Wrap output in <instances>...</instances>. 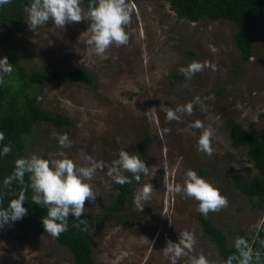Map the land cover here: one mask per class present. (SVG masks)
I'll return each instance as SVG.
<instances>
[{"label":"rangeland","instance_id":"rangeland-1","mask_svg":"<svg viewBox=\"0 0 264 264\" xmlns=\"http://www.w3.org/2000/svg\"><path fill=\"white\" fill-rule=\"evenodd\" d=\"M134 4L132 23L127 26L129 43L112 46L107 59L85 45L89 21L70 23L58 29L51 20L36 33L25 21L26 6L18 22L0 24V58L7 57L25 71L62 72L75 68L88 71L91 82L69 81L45 75L37 83L39 106L68 119L62 127L41 122L34 126L21 158L35 153L46 159L63 151L77 166H87L86 157L105 162L117 158L124 148L138 155L149 175L132 182L130 194L119 212L106 211L115 183L107 167L91 181L95 202H85V216L104 211L107 216L87 231L91 257L97 264H171L162 249L167 240L178 242L179 233H194L196 244L189 255L203 253L211 264H221L213 243L208 240L198 217L227 234L232 244L242 231L254 238L259 212L255 198L250 204L230 182L239 170L250 178L256 171L245 147L230 143L226 124L232 120L243 129L264 134V9L251 34V52L239 58L234 43L236 25L225 19L178 18L168 0H130ZM31 4V3H30ZM87 11L86 8L81 5ZM193 60L208 61L214 69L197 73L191 80L180 72ZM12 66V65H11ZM177 75V76H174ZM7 80L14 79L5 75ZM6 80V79H5ZM191 116L169 122V108L192 102ZM200 120L213 131V155L197 150L201 129L191 124ZM53 133H66L72 146L61 149ZM142 140L146 141L145 146ZM11 162L18 159L14 152ZM167 164L164 170L163 165ZM218 188L229 205L207 216L196 209L198 202L166 191L169 183L183 184L189 170ZM153 186L152 198L139 212L134 194L144 184ZM110 198V199H109ZM182 257L177 264H187ZM0 264H73L71 253L47 233L26 229L14 222L0 227Z\"/></svg>","mask_w":264,"mask_h":264},{"label":"clouds","instance_id":"clouds-1","mask_svg":"<svg viewBox=\"0 0 264 264\" xmlns=\"http://www.w3.org/2000/svg\"><path fill=\"white\" fill-rule=\"evenodd\" d=\"M11 0H0V6L10 4ZM82 0H32L27 8V18L25 19L29 30L36 33L41 26L47 25L49 20L58 29H64L67 24L89 21L88 36L85 45L91 47L93 52L102 59H107L106 52L113 45L116 47L126 46L129 43L127 26L132 23V16L135 5L130 0H90L87 11L82 8ZM214 66L208 61L193 60L185 67L180 68V72L186 79L191 80L197 73ZM13 68L7 57L0 58V83H3L4 75H11ZM203 104L199 97H195L192 102L178 105L175 109L169 108L166 119L180 121L182 115L191 116L194 106ZM194 129H201L197 141V150L207 156L213 155L212 138L213 131L206 128L204 123L196 120L191 124ZM61 149L72 146L68 135L53 133ZM5 140V134L0 132V143ZM12 152L10 144H4L0 148V157H7ZM57 158L46 159L38 154H31L27 158H18L14 161V168L8 177L3 180V187L11 191L16 198L9 201L7 208H0V227L22 219L28 212L23 205L26 202L27 187L25 185V175L30 181L29 187L32 190V203L45 207L47 214L42 218V224L46 233L52 237H59L68 230V219L74 217L73 226L81 231L87 232L89 225L87 220L82 219L85 213V202H95L97 194L92 185L86 181H91L97 171H103L107 167V175L119 185L130 184L132 181L124 175L130 173L137 182L141 179V174L148 176L149 167L138 155L130 154L124 148L118 152V156L111 164L96 160L91 156L86 157L87 166H77L67 154L60 151ZM164 170L167 164L163 165ZM17 182L20 189L12 185ZM154 189L152 184L146 183L134 194V206L142 212L144 206L152 198ZM166 191L171 194H178L182 198H192L198 202L197 211L207 216L210 212H219L228 207L229 201L223 196L219 189L210 182L199 176L195 170L189 169L183 184L169 183ZM2 202V201H0ZM196 239L194 233L183 231L179 233L178 242L167 240L166 246L161 250L164 257L169 259L171 264H177L182 257H188L187 264H211L203 254H189L194 251ZM238 256L230 257L226 264H233L237 260L238 264H252L253 258L260 260V252H253L252 247L244 237H238L234 242Z\"/></svg>","mask_w":264,"mask_h":264},{"label":"trees","instance_id":"trees-1","mask_svg":"<svg viewBox=\"0 0 264 264\" xmlns=\"http://www.w3.org/2000/svg\"><path fill=\"white\" fill-rule=\"evenodd\" d=\"M32 0H11L10 4L0 6V24L18 22L22 14V9ZM90 0H82L84 8H88ZM169 8L178 18H185L189 21H197L200 18L225 19L236 25L234 33V43L241 60H246L251 52V34L257 18L264 9V0H168ZM13 71L12 81L7 80L4 75V82L0 83V132L5 134V140L0 143V148L4 144H10L12 152L19 158L22 157L25 143L31 135L36 124L45 122L55 127H62L68 124V119L58 113H51L41 108L37 102L36 87L37 83L45 75L56 79H67L69 81H82L90 83L91 77L83 68H75L64 74L62 72L28 70L15 63H11ZM177 76V75H174ZM6 79V80H5ZM226 129L232 146H242L246 149V154L252 167L255 169V175L245 178L241 171H235L230 182L234 189L249 197L250 204L252 198L258 208H264V134H254L243 129L239 124L228 120ZM146 141L142 140L145 146ZM10 154L7 157H0V208H7L11 199L15 195L3 187V180L11 175L14 164L10 160ZM30 181L28 175H25V185L27 187L26 202L24 207L28 209L27 214L14 223L34 231L45 232L42 218L46 216L47 209L32 203L33 195L29 187ZM131 184L119 185L113 183L109 197L110 201L106 205V211L119 212L130 194ZM13 188L20 189V185L14 182ZM104 211L94 216L82 215V219L87 220L89 228H93L98 222L102 221L107 215ZM205 237L210 240L219 256L221 264H226L230 257L238 256L234 247V242L228 244L227 234L220 229L215 228L205 217H198ZM78 223L71 215L68 219V230L59 237H53L55 241L64 246L71 253L73 264H97L91 257V245L86 237L87 232L77 229L73 225ZM264 213L254 238L249 241L242 231L237 233L238 237H244L253 252H260L264 256ZM48 234V233H47ZM51 236V235H50ZM237 237V238H238ZM236 238V239H237ZM235 239V240H236ZM260 256V259L262 257ZM255 256L252 264H260ZM233 264H238L233 260Z\"/></svg>","mask_w":264,"mask_h":264},{"label":"crops","instance_id":"crops-1","mask_svg":"<svg viewBox=\"0 0 264 264\" xmlns=\"http://www.w3.org/2000/svg\"><path fill=\"white\" fill-rule=\"evenodd\" d=\"M258 212H259V218L257 219L258 221H256V223H255V234H256V232H257V229L259 228V225H260V223H261V220H262V217H263V213H264V208H258ZM263 228H264V226H263ZM261 231L262 232H264V229L262 230L261 229ZM255 236V235H254ZM253 236V237H254ZM251 241V240H250ZM262 257V259H260L262 262L260 263V264H264V256H261Z\"/></svg>","mask_w":264,"mask_h":264}]
</instances>
